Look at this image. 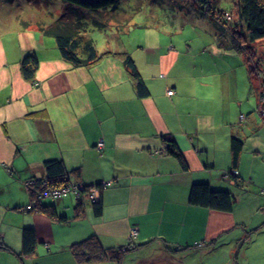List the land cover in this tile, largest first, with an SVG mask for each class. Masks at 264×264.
Returning a JSON list of instances; mask_svg holds the SVG:
<instances>
[{
	"label": "crops",
	"instance_id": "1",
	"mask_svg": "<svg viewBox=\"0 0 264 264\" xmlns=\"http://www.w3.org/2000/svg\"><path fill=\"white\" fill-rule=\"evenodd\" d=\"M43 1L44 7L19 4L0 11V238L11 247L7 252L21 251L26 226L38 237L32 257H49L42 264H114L78 263L68 250L93 234L106 247L129 245L138 255L155 252L162 241L207 251L224 235L234 246L246 229L260 235L264 222L246 219L239 207L229 212L200 207L189 196L193 183L208 182L237 200L247 194L238 188L246 184L251 205L264 208V71L258 79L250 76L245 53L222 48L212 23L180 0L162 5L150 0L156 17L139 9L143 21L136 23L127 12L133 17L125 27L89 24L85 35L108 53L76 67L62 57L55 37L41 30L59 15L48 6L53 0ZM47 11L49 21L43 19ZM198 22H205L202 32L209 36L192 33ZM124 52L133 57L148 96L137 95ZM28 54L39 60L31 79L22 70ZM169 89L175 93L168 95ZM169 135L189 170L164 153L162 137ZM234 136L244 142L237 182L223 178L232 167ZM53 158L64 162L72 180L88 185L117 180L102 191L100 216L87 203L76 217L73 194L53 200L69 222L23 210L32 196L22 181L46 177L45 161ZM230 233L237 237L229 239ZM1 251L6 250L0 249L2 264H19L15 256L6 263Z\"/></svg>",
	"mask_w": 264,
	"mask_h": 264
},
{
	"label": "trees",
	"instance_id": "2",
	"mask_svg": "<svg viewBox=\"0 0 264 264\" xmlns=\"http://www.w3.org/2000/svg\"><path fill=\"white\" fill-rule=\"evenodd\" d=\"M30 1L34 6L42 7L41 1L43 0ZM62 1L66 3V9L55 21L48 25H43L40 28L44 34L55 37L61 55L65 60L76 67L90 66L98 58L108 52H99L95 42L85 35L87 27L90 24V26L92 25L98 29L106 30L110 27L111 23H115L116 26L117 24L121 25L122 15L126 13V11H120L119 9L122 0ZM180 1L184 4L182 6L188 8L189 12L201 14L208 19V22L212 23L214 33L222 48L235 49L241 53L250 54V52L255 49L254 44L264 40V0H224L227 1L226 3L223 0ZM157 2L159 5L163 4L162 0H157ZM43 3L45 6L46 3L44 1ZM234 8L236 9L235 16L232 11L231 14L229 13V10H233ZM230 15L231 17H229ZM131 18L129 17L126 19L125 23H128ZM120 54L133 78L137 95L139 97L148 96L149 88L142 78L131 54L127 52ZM261 62L263 61H258L256 65L257 69H259ZM38 66L39 60L35 54H28L22 60V70L26 78H33ZM260 69L259 72L261 74L264 71V66ZM248 73L250 76L254 77V68L251 64H248ZM162 139L165 143L164 153L176 157L183 170H189V164L175 138L169 135L163 136ZM230 144L232 167L229 174L232 177L231 179L237 182L239 179L236 169L239 165L244 142L241 138L234 136ZM45 167L47 170L46 177H30L34 182L33 186L30 189L28 188L32 198L36 195V192L38 194L41 193L45 182L50 186H57L71 179L61 159H47L45 161ZM226 179L229 180L230 177ZM116 181V179H113L114 183ZM22 182L25 186L24 181ZM103 184V182L94 185L83 183L85 187L84 191L92 186H96L100 189L99 199L90 203L96 216H100L103 211L101 196L104 189ZM72 194L73 193H69L68 195ZM75 198L77 199L76 196ZM189 201L192 205L227 212L232 211L237 202L234 194L230 190L214 189L208 182L193 183L190 190ZM29 203L30 201L28 204ZM56 204L57 203L53 200H41L37 205V211L47 214L53 220L69 222V216L58 214ZM86 205L87 202L83 198L77 199L75 210L76 217L81 214V211ZM37 245L38 237L36 229L33 226L23 227L22 247L21 251L17 253L21 260V264H27L25 263V259L35 254ZM138 248L139 246L134 248V250ZM190 248L189 246L183 248L162 241L159 248L155 249V252H153L154 255L152 257L160 264L165 259L168 262L165 264H183L182 255L180 253ZM0 249L11 250V247L0 238ZM70 250L78 263L111 261L114 264H124V259L133 251V248L129 245L106 247L102 244L100 238L93 234L72 243ZM176 254H180V257L175 259ZM141 261H137L136 264H144V262L142 263Z\"/></svg>",
	"mask_w": 264,
	"mask_h": 264
},
{
	"label": "rangeland",
	"instance_id": "3",
	"mask_svg": "<svg viewBox=\"0 0 264 264\" xmlns=\"http://www.w3.org/2000/svg\"><path fill=\"white\" fill-rule=\"evenodd\" d=\"M2 2L7 3V4H1ZM41 2H42L41 6L44 7L43 1ZM59 2H63V1L59 0ZM175 2H177V0H175ZM19 4L22 7L24 5L25 6L33 5V3L30 0H0V11L1 10L4 11L5 10L4 8L6 6H8L9 8L10 7L12 8ZM150 4H151L150 0H122L119 9L120 11H126V13L122 15V18H121L122 24L119 26L125 27L129 23V22L125 23L126 19L129 18L128 13H131V15L135 14L134 22L136 23L142 22L143 13L137 14L139 9H142L144 11H149L150 12L149 17H151L153 15V10L150 9ZM65 5L64 3H57V1L55 0H53L51 4H48V6L51 8L52 13H54V11H59V14L62 10L64 11L66 9ZM231 11L235 16L236 9L234 8L233 10L232 9L229 10L230 14H231ZM50 17H51L50 11H47L43 19H45V21H49ZM153 17H156V15ZM229 17H231V15ZM198 23L201 25H198L197 27H194V28L192 27V33L195 35L203 34L205 36H209L208 34L206 35V33L202 32L205 30L204 25H202L205 22H202V23L198 22ZM115 26H116L115 23L110 24V28L111 27L114 28ZM90 27L91 26H89V28ZM184 31L186 34H188L189 32L188 29H185ZM174 36L176 37V35ZM177 38H180V36L178 35ZM254 46H255L254 51L252 50L250 54H245V56H246L247 63L251 64L254 68V78L258 79L260 77L259 70H261L260 68H263L264 66V40L258 43H255ZM259 60L263 62H261L259 69H257L256 65ZM238 188L245 189L244 191L247 194L242 195L241 198L237 199L235 207L236 208L239 207L240 209H242V214L245 217H247L246 219H250V217H255L254 219H256V221L259 220V221L264 222V208L260 206L259 203H255L254 205H251L254 199V197L250 195L251 190L247 187L246 184ZM72 222L73 221H71L69 225H72L73 224ZM263 229L264 228H262L261 230ZM261 232L262 233L258 235L256 234L257 231L255 232L252 229H246L244 233L239 235L240 237L238 236L241 239L239 240V244L237 246L236 244L234 246V241L231 242L232 244H230L229 242L230 240H228V235H224L222 238V241L219 242V245L214 249L211 248L207 251H202L200 247H197V248L191 247L190 249L184 250L183 252L180 253L182 255V262L183 264H264V230ZM232 237L233 238L237 237V234L230 233L229 239H232ZM222 243H226V244L222 245ZM205 247L208 249L207 245ZM192 248H195V249L192 252H189L188 254V251H190ZM7 251L8 250L1 251V254L4 257V260L6 261V263L8 262L9 256H15L18 259L19 264H21V260L19 256L17 255L18 252L15 249L14 250L12 249V251H9V252ZM153 252L154 251H150L149 249H145L139 255L133 254L132 252H130L129 255L131 256L126 257V261L124 264H134V263L136 264V262L141 261V259H142L141 262L142 263L144 262V264H160L159 262H156V259L149 258L148 260L144 258V257L151 256ZM65 253L67 254V251ZM180 254H176L175 259L179 258ZM48 259L49 257L47 258L46 256L35 255L34 257L31 256L25 259V263L27 264L48 263L47 261ZM165 263H168L166 259L163 260L161 264H165ZM0 264H2L1 261H0Z\"/></svg>",
	"mask_w": 264,
	"mask_h": 264
},
{
	"label": "built area",
	"instance_id": "4",
	"mask_svg": "<svg viewBox=\"0 0 264 264\" xmlns=\"http://www.w3.org/2000/svg\"><path fill=\"white\" fill-rule=\"evenodd\" d=\"M167 93L168 95H173L175 91L173 89H169ZM102 146H103V141L99 140L97 144V148L100 149L102 148ZM224 177L231 178V175L227 173L224 175ZM113 183H114L113 180H109L105 182V184L103 185L104 187H107V186L113 185ZM24 184L27 189L28 188L30 189L33 186L34 182L31 179H28L24 181ZM84 189L85 187L83 183L79 181H67L64 184L57 185V186H50L45 182L43 185V189L41 190V193L38 194L36 192V195L33 196V198H31L30 203L27 204L24 209L25 210H37V205L41 200H57V199H60L68 195L69 193H73L77 197V199L83 198L87 203L98 199L99 193H100L99 188L90 187L89 189L85 191ZM137 233H138V230L133 229L131 231V237L135 238Z\"/></svg>",
	"mask_w": 264,
	"mask_h": 264
},
{
	"label": "clouds",
	"instance_id": "5",
	"mask_svg": "<svg viewBox=\"0 0 264 264\" xmlns=\"http://www.w3.org/2000/svg\"><path fill=\"white\" fill-rule=\"evenodd\" d=\"M85 1H89V0H85ZM94 1H95V0H94ZM65 6H66V5H65ZM62 12H63V10L60 12V14H61ZM60 14H59V15H60ZM59 15H58V17H59ZM58 17H57V18H58ZM236 172H237V170H236ZM227 173L229 174V172H226V174H227ZM223 177H224V176H223ZM224 178H225V177H224ZM231 178H232V177H231ZM231 178H230V181L233 180V179H231ZM69 181H75V180L70 179ZM76 181H78V180H76ZM79 182H81V181H79ZM231 182H235V181L233 180V181H231ZM81 183H83V182H81ZM92 187H96V186H92ZM263 190H264V189H262L261 192H263ZM263 193H264V192H263ZM66 196H67V195H66ZM64 197H65V196H64ZM99 197H100V193H99ZM99 197H98V199H99ZM62 198H63V197H62ZM62 198H60V199H62ZM60 199H57V200H60ZM96 200H97V199H96ZM30 201H31V199H30ZM88 203H91V202H88ZM25 207H26V206L23 207V210H25V209H24ZM25 211H27V210H25ZM31 211L36 212L37 210H31Z\"/></svg>",
	"mask_w": 264,
	"mask_h": 264
}]
</instances>
